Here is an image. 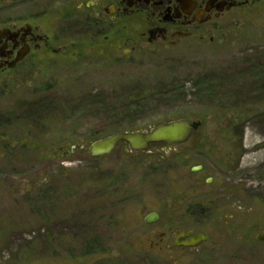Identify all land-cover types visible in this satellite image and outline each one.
Returning <instances> with one entry per match:
<instances>
[{
	"label": "rangeland",
	"instance_id": "374dc122",
	"mask_svg": "<svg viewBox=\"0 0 264 264\" xmlns=\"http://www.w3.org/2000/svg\"><path fill=\"white\" fill-rule=\"evenodd\" d=\"M237 1L213 42L0 80V264H264V0ZM179 119L183 145L87 152ZM189 231L208 241L172 246Z\"/></svg>",
	"mask_w": 264,
	"mask_h": 264
},
{
	"label": "flooded vegetation",
	"instance_id": "af4514ba",
	"mask_svg": "<svg viewBox=\"0 0 264 264\" xmlns=\"http://www.w3.org/2000/svg\"><path fill=\"white\" fill-rule=\"evenodd\" d=\"M245 5L237 0H0V80L14 72L51 70L54 62L60 66L90 51H121L128 57L207 38L213 42V33L229 30L230 12Z\"/></svg>",
	"mask_w": 264,
	"mask_h": 264
},
{
	"label": "water",
	"instance_id": "95a60500",
	"mask_svg": "<svg viewBox=\"0 0 264 264\" xmlns=\"http://www.w3.org/2000/svg\"><path fill=\"white\" fill-rule=\"evenodd\" d=\"M200 125L199 122L179 119L144 131L116 133L92 142L88 147V153L93 158L106 157L111 155L119 144H125L130 153L148 152L153 145H183L190 140L193 132L198 130ZM69 154L70 152H65L63 156L67 157ZM158 219V214L153 213L148 215L144 222L151 225ZM179 239L184 241L179 243ZM256 240L264 242V233L257 235ZM207 241L208 237L204 234L181 232L177 234L173 246L194 249Z\"/></svg>",
	"mask_w": 264,
	"mask_h": 264
},
{
	"label": "trees",
	"instance_id": "16d2710c",
	"mask_svg": "<svg viewBox=\"0 0 264 264\" xmlns=\"http://www.w3.org/2000/svg\"><path fill=\"white\" fill-rule=\"evenodd\" d=\"M258 68H260V67H257L256 69H255V74H256V76H259V75H261L262 73H264V69H258ZM39 112V111H38ZM88 152V151H87Z\"/></svg>",
	"mask_w": 264,
	"mask_h": 264
}]
</instances>
